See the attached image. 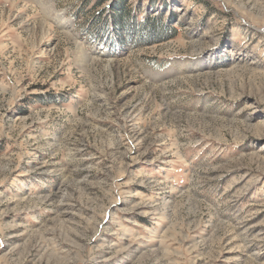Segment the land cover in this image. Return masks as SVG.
I'll return each mask as SVG.
<instances>
[{
    "label": "rangeland",
    "instance_id": "374dc122",
    "mask_svg": "<svg viewBox=\"0 0 264 264\" xmlns=\"http://www.w3.org/2000/svg\"><path fill=\"white\" fill-rule=\"evenodd\" d=\"M0 264H264V0H0Z\"/></svg>",
    "mask_w": 264,
    "mask_h": 264
},
{
    "label": "trees",
    "instance_id": "16d2710c",
    "mask_svg": "<svg viewBox=\"0 0 264 264\" xmlns=\"http://www.w3.org/2000/svg\"><path fill=\"white\" fill-rule=\"evenodd\" d=\"M119 6V8H117ZM120 6H122V8H120ZM118 9V10H117ZM125 10H126V8L123 6V3L122 4H118L116 7H115V12H114V14H116L118 17H120L119 19L121 20L120 22H124V21H126L127 19H128V14H126L125 15ZM130 17V16H129ZM130 19V21H132L133 19L130 17L129 18ZM118 20V19H117ZM119 22V21H118ZM149 21H147L146 23H148ZM145 26L146 27H148L147 26V24H145ZM163 29H161V31H162ZM155 31H157V32H159L160 31V29H158V30H155ZM151 33H154V32H151Z\"/></svg>",
    "mask_w": 264,
    "mask_h": 264
}]
</instances>
